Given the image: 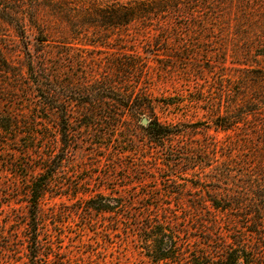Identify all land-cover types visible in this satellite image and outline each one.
I'll list each match as a JSON object with an SVG mask.
<instances>
[{
  "label": "rangeland",
  "instance_id": "1",
  "mask_svg": "<svg viewBox=\"0 0 264 264\" xmlns=\"http://www.w3.org/2000/svg\"><path fill=\"white\" fill-rule=\"evenodd\" d=\"M41 22L47 33L39 37L46 39L39 53L33 32L26 28V35L34 63H43L41 77L53 78L56 112L112 115L117 122L110 133L117 137L91 140V130L74 133L50 179L54 193L38 200L33 222L25 163L38 161L25 154V136L11 140L13 131L0 132V264H29L32 255L39 264H171L152 262L135 233L146 216L175 211L193 217V206L206 208L208 199L231 189L217 176L228 152L217 147L229 140L238 141L232 172L256 175L264 184V0H180L178 9L153 16L145 26L76 34L57 17L43 15ZM0 32L10 59L20 61L14 29L0 20ZM132 62L137 67L123 75L120 63ZM127 91L142 98L135 117L116 99ZM9 107L26 111L20 99ZM222 116L236 120L238 129L220 130ZM142 118L174 135L148 139ZM75 121L80 127L85 120ZM45 125L37 120L33 127L36 145L44 153L50 145L56 151L59 139L40 135ZM200 152L205 156L193 157ZM98 196L115 201L112 212L91 207ZM219 223L223 235L235 227L221 217ZM261 239L262 258L254 260L264 263ZM193 240L201 237L182 235L177 242L188 248L199 243Z\"/></svg>",
  "mask_w": 264,
  "mask_h": 264
},
{
  "label": "trees",
  "instance_id": "2",
  "mask_svg": "<svg viewBox=\"0 0 264 264\" xmlns=\"http://www.w3.org/2000/svg\"><path fill=\"white\" fill-rule=\"evenodd\" d=\"M179 6L180 0H0V20L14 29L15 36L18 38L16 45L22 53L20 61H12L10 49L6 45L4 35L0 32V132H9L11 135L13 131L14 136L11 137V140L18 134L25 136V154L30 153L38 161L31 166L29 163H25V194L30 205L31 221H35L34 214L38 200L43 198L46 193H54L50 179L57 164L64 159L63 154L66 156L68 153L67 149L71 147L69 141L74 133L91 130V140L112 139L114 136L117 137V134L110 133V130H114L116 127V124L113 123L116 119L112 115H102L92 111L68 112L64 109L56 112L58 108L55 105L53 78L50 75L41 77L40 70L43 63L39 65L34 63L33 54L28 47L30 39L26 35V28L33 32L34 51L39 53L40 46L45 45L46 42V39L39 37H43L47 33L44 29L46 24L41 22L43 15L50 19L57 17L66 23L71 32L76 34L87 31L89 28L124 29L133 24L145 26L153 16L158 17L169 13L178 9ZM134 66L137 67L133 62L127 65L120 63L119 65L123 75L132 72ZM19 99L26 106L25 112L21 110L22 113H19L13 107H9ZM116 99L123 109L132 110L127 115L136 116L135 112L138 108L136 104H139L137 102H140L142 98L127 91ZM85 104H91V102L88 101ZM4 105L6 111L1 109V106ZM79 117L85 121L80 127H74L76 126L75 120ZM51 118L52 121L54 119L57 122L55 127L52 123L47 122ZM224 118L222 116L217 120L220 130L228 132L238 129L236 120L226 121ZM37 120L47 123L40 134L41 137H51L52 134V138L59 139L56 151L50 145L49 151L44 153L42 148L36 145L35 139L38 132L34 131L33 127ZM101 125L106 127L100 129ZM141 127L150 140L160 141L174 135L170 129L155 120L148 119L147 124L141 125ZM236 142L238 141L229 140L226 144L217 147L223 149L228 147V152L220 157L219 166L221 168L217 176L228 180V186L230 185L231 189H227L219 198L208 199L210 205L206 208L193 206L192 210L195 211L193 217H179L178 213L174 211L165 213L163 218L161 216H146L143 219L135 234L140 238L141 247L152 262L264 264L262 261L254 260L262 258L259 251L262 248L263 239L261 238L264 237V184L256 175L240 173L236 176V173L232 172L229 161L233 163L232 151L234 152L238 148ZM126 151L128 149L120 151L121 155H125ZM193 155V157L205 156L201 152L193 153ZM193 160L195 159L193 158ZM142 161H145L144 156ZM96 199V201H92L91 207L97 212L110 213L115 208V201L108 197L98 196ZM220 217L225 222L235 223L232 233L228 230L223 235L224 229L220 226ZM172 218L175 220L173 224L169 221ZM196 231H200L201 234L196 235L194 233ZM182 235L201 237V240H193V242H199L194 247H181L177 239ZM227 236L232 237V240L223 241L216 238ZM246 236L254 237L257 240L247 243L243 238ZM32 256L29 264H39L35 261V256ZM54 264L63 263L56 261Z\"/></svg>",
  "mask_w": 264,
  "mask_h": 264
},
{
  "label": "water",
  "instance_id": "3",
  "mask_svg": "<svg viewBox=\"0 0 264 264\" xmlns=\"http://www.w3.org/2000/svg\"><path fill=\"white\" fill-rule=\"evenodd\" d=\"M147 122H148V120H147L146 118H142L141 123H142L143 125L147 124Z\"/></svg>",
  "mask_w": 264,
  "mask_h": 264
}]
</instances>
